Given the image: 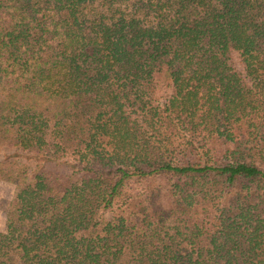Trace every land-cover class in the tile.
<instances>
[{
	"label": "trees",
	"instance_id": "1",
	"mask_svg": "<svg viewBox=\"0 0 264 264\" xmlns=\"http://www.w3.org/2000/svg\"><path fill=\"white\" fill-rule=\"evenodd\" d=\"M0 148V264H264V0H0Z\"/></svg>",
	"mask_w": 264,
	"mask_h": 264
},
{
	"label": "rangeland",
	"instance_id": "2",
	"mask_svg": "<svg viewBox=\"0 0 264 264\" xmlns=\"http://www.w3.org/2000/svg\"><path fill=\"white\" fill-rule=\"evenodd\" d=\"M231 63L237 69L239 68L236 55H232ZM11 153V150L0 148V159ZM25 163H27L31 171H33L35 167L38 168L42 166V163L39 160H26ZM45 168L53 169L56 172H62V168L56 164H45ZM14 194L15 187L13 185L0 181V230H3L5 227L6 214L10 208Z\"/></svg>",
	"mask_w": 264,
	"mask_h": 264
}]
</instances>
